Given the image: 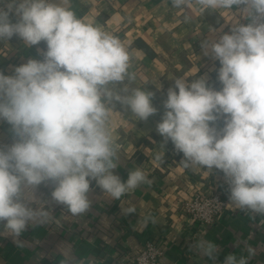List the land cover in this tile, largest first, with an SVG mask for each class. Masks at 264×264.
I'll list each match as a JSON object with an SVG mask.
<instances>
[{
    "label": "clouds",
    "instance_id": "9594fccd",
    "mask_svg": "<svg viewBox=\"0 0 264 264\" xmlns=\"http://www.w3.org/2000/svg\"><path fill=\"white\" fill-rule=\"evenodd\" d=\"M169 2L181 11L237 7L250 20L202 41L204 55L219 61L222 87L215 90L205 77L176 78L157 131L165 144L170 140L183 153L184 168L223 173L230 206L264 216V0ZM14 36L26 47L45 44L38 49L41 60L29 59L14 68V75L0 72V120L11 125L15 137L10 146H0V236L23 247L20 237L29 226L52 219L50 203L63 205L73 216L87 213L93 180L112 200L152 183L140 168L126 181L114 174L118 146L110 119L114 102L142 121L158 110L152 91L130 86L136 74L119 37L78 18L72 0H8L6 9L0 8V41ZM41 184L53 186L50 201L37 198ZM134 212V207L124 210L125 215ZM156 222L151 215L143 220L145 226ZM194 247L212 260L219 250L206 239ZM246 251L239 258L229 254L224 264H248L255 252L251 246ZM59 264L84 262L67 250Z\"/></svg>",
    "mask_w": 264,
    "mask_h": 264
},
{
    "label": "crops",
    "instance_id": "0c3cea01",
    "mask_svg": "<svg viewBox=\"0 0 264 264\" xmlns=\"http://www.w3.org/2000/svg\"><path fill=\"white\" fill-rule=\"evenodd\" d=\"M7 2L0 8L6 9ZM72 8L78 18L119 37L130 53V71L136 74L130 86L154 93L152 104L158 111L148 120H138L119 102H114L110 119L118 146L114 174L126 181L130 171L140 168L152 183L112 200L91 181L92 204L87 213L73 216L63 205L50 203L52 219L43 226H29L20 237L23 247H18L10 236H0V264H59L67 250L84 264H132V257L148 238L161 246L160 264H224L229 254L247 256L249 246L255 254L248 264H264V216L253 217L247 210L230 206L223 173L184 168L183 153L170 140L165 144L157 131L167 90L174 87L176 78L190 82L205 77L215 90L222 87L217 78L219 61L204 55L202 41L230 33L234 24L250 20L243 18L237 7L201 12L198 6H190L181 11L169 0H72ZM10 19L15 23L18 17L13 12ZM38 49L41 43L26 47L17 36L0 41V72L14 75L15 67L39 57ZM218 124L222 127L223 119ZM14 140L11 125L0 120V146H10ZM157 154L162 157L160 161L155 160ZM202 189L220 192L227 211L212 225L197 231L190 228L177 201L189 199ZM52 190L51 184H41L37 198L50 201ZM41 201L36 202L37 206H43ZM129 207L136 212L125 215ZM148 215L157 222L145 226L143 220ZM200 239L218 246L215 260L195 249Z\"/></svg>",
    "mask_w": 264,
    "mask_h": 264
},
{
    "label": "built area",
    "instance_id": "2783aa9c",
    "mask_svg": "<svg viewBox=\"0 0 264 264\" xmlns=\"http://www.w3.org/2000/svg\"><path fill=\"white\" fill-rule=\"evenodd\" d=\"M41 49H45L43 42H41ZM42 58L39 55L37 60ZM177 203L181 214L188 218L190 228L197 231L212 225L216 218L227 211L225 198L220 192L213 189L199 190L191 198L178 200ZM162 255L159 243L148 238L132 257L131 263L141 264V258H145L146 264H160Z\"/></svg>",
    "mask_w": 264,
    "mask_h": 264
}]
</instances>
